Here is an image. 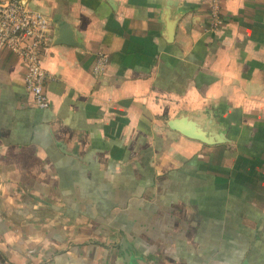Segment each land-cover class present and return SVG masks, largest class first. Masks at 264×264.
<instances>
[{
    "label": "crops",
    "instance_id": "crops-1",
    "mask_svg": "<svg viewBox=\"0 0 264 264\" xmlns=\"http://www.w3.org/2000/svg\"><path fill=\"white\" fill-rule=\"evenodd\" d=\"M31 7L49 105L0 51V264H264V0Z\"/></svg>",
    "mask_w": 264,
    "mask_h": 264
},
{
    "label": "built area",
    "instance_id": "built-area-1",
    "mask_svg": "<svg viewBox=\"0 0 264 264\" xmlns=\"http://www.w3.org/2000/svg\"><path fill=\"white\" fill-rule=\"evenodd\" d=\"M33 0H0V51L16 57L25 69L24 84L37 108L46 109V72L41 67V53L51 39L47 16L31 7ZM207 5L211 28L222 24L221 0H201ZM104 62L95 72L101 73Z\"/></svg>",
    "mask_w": 264,
    "mask_h": 264
},
{
    "label": "water",
    "instance_id": "water-1",
    "mask_svg": "<svg viewBox=\"0 0 264 264\" xmlns=\"http://www.w3.org/2000/svg\"><path fill=\"white\" fill-rule=\"evenodd\" d=\"M66 29V26H64ZM58 44L63 45H70L71 44V37L69 34H67L64 30L61 32V39L59 40ZM170 128L174 130H181L180 126L178 125V122L171 121L169 122ZM179 126V127H178ZM131 246L126 240H122L121 242V251L123 253L124 262L125 264H131V258H132V250Z\"/></svg>",
    "mask_w": 264,
    "mask_h": 264
}]
</instances>
